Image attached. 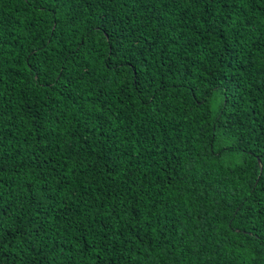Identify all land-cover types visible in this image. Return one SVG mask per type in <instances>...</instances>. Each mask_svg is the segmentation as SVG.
<instances>
[{
  "label": "trees",
  "instance_id": "1",
  "mask_svg": "<svg viewBox=\"0 0 264 264\" xmlns=\"http://www.w3.org/2000/svg\"><path fill=\"white\" fill-rule=\"evenodd\" d=\"M0 264H264V0H0Z\"/></svg>",
  "mask_w": 264,
  "mask_h": 264
}]
</instances>
